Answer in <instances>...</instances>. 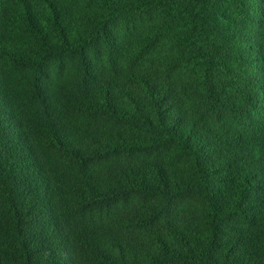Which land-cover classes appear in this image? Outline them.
<instances>
[{
	"label": "trees",
	"instance_id": "16d2710c",
	"mask_svg": "<svg viewBox=\"0 0 264 264\" xmlns=\"http://www.w3.org/2000/svg\"><path fill=\"white\" fill-rule=\"evenodd\" d=\"M84 1L0 0V264H264V0Z\"/></svg>",
	"mask_w": 264,
	"mask_h": 264
},
{
	"label": "rangeland",
	"instance_id": "374dc122",
	"mask_svg": "<svg viewBox=\"0 0 264 264\" xmlns=\"http://www.w3.org/2000/svg\"><path fill=\"white\" fill-rule=\"evenodd\" d=\"M69 1L74 4L73 0H69ZM78 2L80 5L85 6L84 0H78ZM257 5L259 6L258 2H257ZM138 25H139V29H140L142 27H145L147 24H145V22L139 21ZM129 29H130L129 25L120 21L119 23H117V25H115L113 27V32H114L115 36L118 37L121 42H125L130 37V35H133L132 31H129ZM222 39H223L222 34H218L216 36L215 41H217L218 43H222ZM167 50H168V52H170V49L168 48V46L166 44H164V45L161 44V46L159 45V51L164 52L162 54H165V51H167ZM105 52H106L105 50H102V49L99 50V48H98L97 52H91L90 57L92 60V65L94 66L95 69H97L99 71L110 72L111 68H112L111 67L112 66V58L110 57V55L108 56V54ZM251 71H252V73L255 72V70H253V69ZM50 73H51L52 77L60 80L61 86L64 89L69 90L71 84L76 82L80 78L81 69L79 68L77 63H75L73 61H69V62H66V67L63 71H61V75H60V72L58 74V71L54 65H51ZM257 73H258V71H257ZM175 76L177 79L180 78L183 83H185V82L186 83L198 82L199 81V79H198L199 73L198 74L193 73L192 70L187 72L184 69L178 68V70H176V72H175ZM180 85H182V84H180ZM133 132L139 133V130L135 129V130H133ZM128 161H129V158H123L122 160H119L118 163L123 165L126 162L128 163ZM131 161L136 162V161H138V159H132ZM112 164H115V162H113ZM132 203L133 204H131V206H130L131 210H133L136 206L141 204V202H137V200H134ZM182 208L186 209L187 205L182 207ZM121 211H122V208L119 206L118 212H115V216L118 215L117 216L118 219H120V217H124V212H121ZM124 233H126V235L130 236V237H137L138 236V234H135L133 232L124 231Z\"/></svg>",
	"mask_w": 264,
	"mask_h": 264
}]
</instances>
